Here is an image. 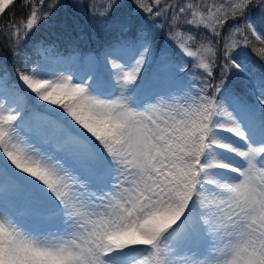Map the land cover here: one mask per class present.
<instances>
[{
	"label": "snow or ice",
	"instance_id": "obj_1",
	"mask_svg": "<svg viewBox=\"0 0 264 264\" xmlns=\"http://www.w3.org/2000/svg\"><path fill=\"white\" fill-rule=\"evenodd\" d=\"M64 7L0 0V264H264V0Z\"/></svg>",
	"mask_w": 264,
	"mask_h": 264
},
{
	"label": "trees",
	"instance_id": "obj_2",
	"mask_svg": "<svg viewBox=\"0 0 264 264\" xmlns=\"http://www.w3.org/2000/svg\"><path fill=\"white\" fill-rule=\"evenodd\" d=\"M61 2L65 5L64 9L62 10V12H61V14H60L61 16H63L64 14L71 15L72 12L75 11L74 9L71 8V5L75 2V0H61ZM85 2H87V0H85ZM98 2H101V1L98 0ZM9 15H11V14H9ZM20 15H21L20 13H17V19H19ZM81 15H83V13H81ZM80 28H81L84 32H86V31H88V30H92V31L94 32V29L91 27L90 21H89L87 18H85V19L82 20V22H81V24H80ZM46 34H47V33H45V35H46ZM253 39H254V38H253ZM255 43H256V46H257V47L262 46V45L259 44V42H255ZM94 45H98V48H99V42L96 41V39H95V35H93V39H92L91 42L88 41L87 39H84V40H83L82 47H83L84 49H86V48L89 49V48H93ZM61 52L63 53V46H61ZM189 65H191V64H189ZM189 65H188V66H189Z\"/></svg>",
	"mask_w": 264,
	"mask_h": 264
},
{
	"label": "rangeland",
	"instance_id": "obj_3",
	"mask_svg": "<svg viewBox=\"0 0 264 264\" xmlns=\"http://www.w3.org/2000/svg\"><path fill=\"white\" fill-rule=\"evenodd\" d=\"M100 1L102 2V0H100ZM4 22H6V21H0V23H4ZM93 48L96 49L97 51L99 50L98 45H94ZM87 49L88 48H86L85 50H87ZM64 55H65V59H67V54H64ZM189 59H192V58H189ZM187 67H188L189 70L185 74V77H186V79L191 80L193 78V76L195 75V73L192 71L191 65H189V66L187 65ZM74 70H77V69H74ZM102 71L106 72L107 70L102 68ZM150 73H151V69H149L147 72H145V76L146 77L149 76ZM65 74L67 75V74H70V73H65ZM160 88L163 90L165 88V86L164 85H160ZM200 258H202V257H200Z\"/></svg>",
	"mask_w": 264,
	"mask_h": 264
}]
</instances>
